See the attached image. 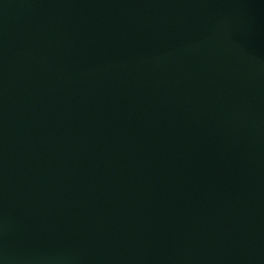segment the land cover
I'll list each match as a JSON object with an SVG mask.
<instances>
[{"label":"water","instance_id":"95a60500","mask_svg":"<svg viewBox=\"0 0 264 264\" xmlns=\"http://www.w3.org/2000/svg\"><path fill=\"white\" fill-rule=\"evenodd\" d=\"M0 264H264V0H0Z\"/></svg>","mask_w":264,"mask_h":264}]
</instances>
